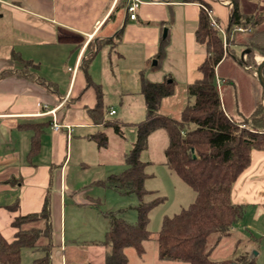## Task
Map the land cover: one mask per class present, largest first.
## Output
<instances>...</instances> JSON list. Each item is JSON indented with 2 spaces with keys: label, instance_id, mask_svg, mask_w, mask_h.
<instances>
[{
  "label": "crops",
  "instance_id": "1",
  "mask_svg": "<svg viewBox=\"0 0 264 264\" xmlns=\"http://www.w3.org/2000/svg\"><path fill=\"white\" fill-rule=\"evenodd\" d=\"M140 1L133 20L125 10L126 0L0 2V232L12 240L14 217L39 212L47 197L52 240L63 249V264H70L68 257L72 264H93L87 258L78 262L82 257L76 253L98 257V264H103L107 251L101 243L103 237H66L62 227H66L69 216H76L78 221L77 216L83 214L94 218L103 215L94 205L97 196L90 193L95 187L108 189L96 182L125 168L124 155L136 137L133 123L145 115L140 92L142 75L151 81H174L175 92L161 102L162 113L174 118L192 100L185 92L186 85L199 77L197 66L206 52L194 34L198 3ZM205 1L210 4V14L224 40L230 5ZM239 7L246 15L264 14V0H239ZM246 37V32L232 31L230 35L241 45ZM104 40L107 41L103 43ZM161 46L164 52L158 57ZM244 46L237 47V51L242 52ZM89 53L93 56L84 70L82 61ZM232 55L236 63L241 60L240 53ZM226 57L218 64L217 72ZM235 65L249 78L245 93L253 105H248L245 112L240 107L232 65L224 72L222 83H229L233 92H226V100L220 90L226 114L239 120L236 116L242 119L250 115L263 89L256 73L244 67L246 63ZM97 88L101 91L100 121L90 114L97 104ZM177 92L179 98L173 100ZM110 110L114 113L110 114ZM114 115L119 119L111 118ZM128 118L135 131L126 151L122 127ZM55 123L60 125L57 130L53 128ZM115 123L121 135L115 133ZM99 132L107 136L104 147H98L91 137ZM111 138L117 140V145L110 143ZM108 162L116 163L120 169L104 175L106 171L98 165ZM86 169L93 170L89 172L92 176L83 174ZM231 198L244 205L241 228L264 237V148L251 149L249 163L234 182ZM239 239L235 237V244ZM252 240L257 239L248 238L243 251L254 250ZM222 258L217 255L212 259Z\"/></svg>",
  "mask_w": 264,
  "mask_h": 264
},
{
  "label": "trees",
  "instance_id": "2",
  "mask_svg": "<svg viewBox=\"0 0 264 264\" xmlns=\"http://www.w3.org/2000/svg\"><path fill=\"white\" fill-rule=\"evenodd\" d=\"M181 1L197 2L200 7L194 34L196 42L205 47L206 53L197 66L199 77L186 85L185 92L192 100L184 105L179 117L174 118L160 111L163 98L175 92L174 81L168 78L151 81L142 75L140 92L145 115L133 123L136 137L130 151L124 155L125 168L96 182L121 193L136 194L139 199L137 219L129 223L115 211H102L108 221L101 240L107 247L103 264H128V248L134 249L138 255L145 251L144 242L150 238L147 228L149 211L163 199L157 196L143 201V197L151 191L144 188V181L149 176L145 170L148 162L142 160L140 155L147 147L149 136L157 130H163L167 135L163 150L165 165L195 194L187 207L163 217L156 234L158 258L186 264H255L252 251H243L236 256L232 253V256L219 260L212 259L210 255L224 238L233 237L232 229L244 215V205L232 201L231 191L249 163L251 149L264 148L262 97H259L249 116L235 120L226 114L216 79V68L226 56L218 29L210 24V4L205 0ZM222 1H228L231 8L226 28L227 42L230 40L229 32L236 26H248L252 30L244 44L245 49L249 48L250 52L251 49L255 50L264 56V31L257 29L259 22L264 20V14L246 15L240 11L239 0ZM119 34L120 31L116 33ZM97 47L101 45L97 43ZM163 52L161 46L157 56L161 57ZM92 56L89 53L83 59L84 70ZM262 73L264 76V67ZM96 94L97 104L90 114L95 121H100L99 88ZM112 127L115 133L121 135L118 124H112ZM91 137L98 147H104L107 143V136L102 132ZM94 205L97 207V200ZM50 219L47 197L39 212L15 216L11 222L15 229L12 240L8 241L0 232V264H21L23 249L43 252L33 258L31 264H52L54 243ZM40 220L43 221L41 228L29 226L31 222Z\"/></svg>",
  "mask_w": 264,
  "mask_h": 264
},
{
  "label": "rangeland",
  "instance_id": "3",
  "mask_svg": "<svg viewBox=\"0 0 264 264\" xmlns=\"http://www.w3.org/2000/svg\"><path fill=\"white\" fill-rule=\"evenodd\" d=\"M223 3H228V1H222L218 0ZM199 6V4H198ZM200 9V7H199ZM211 8L208 11L210 19L212 18L214 22V26L218 29V23L216 19H214L210 14ZM262 11V10H261ZM264 11V9H263ZM256 16V15H255ZM248 27V26H247ZM258 30L264 31V20L259 22V25L257 27ZM251 28L249 31H244L248 34L251 32ZM240 32L238 30H231L229 32V35H231V32ZM219 34L222 35V30L218 29ZM227 33V31H226ZM220 35V36H221ZM223 37V36H222ZM247 39V37H246ZM225 43H229L230 48L229 51L226 53L224 52V56H227L225 59V62L221 65L219 72L216 71V79L218 84V89H222L224 93V97L227 100L226 92H233L231 89H229V83L223 82L222 77H224V72L232 65L231 67V75L234 81L237 83V89L240 93L239 100H240V107L245 112L248 109V105H253V100H251L250 96L245 93L246 91V80L247 75L240 70V68L235 65L238 62L239 63H246L244 67L249 68L255 75V69L257 64L264 58L263 55H260L255 50L251 49L250 53H245L243 56H241V60L237 61V63L234 61L232 53L237 52V54H241V51H237V47H241L243 44H245L246 40H243V44L237 43L234 38L230 39L229 42H227L226 37L224 40H222ZM245 49V46L243 47V50ZM242 50V51H243ZM224 51V50H223ZM239 52V53H238ZM261 59V60H260ZM222 86V87H221ZM178 87L176 88V90ZM176 97L173 98V100H176L179 98V92L175 95ZM262 97V100L264 99L263 93L260 94ZM259 96V97H260ZM176 98V99H175ZM172 100V102H173ZM113 102V101H112ZM166 105V103H165ZM164 105V106H165ZM113 107H117V104L113 103ZM264 108V103H263ZM228 111H230V108H227ZM160 111L162 112V105L160 108ZM140 118L143 117V114L139 116ZM139 117L137 119H139ZM111 118L119 119L116 115L111 116ZM237 119L240 120L239 116H236ZM130 118L123 120L124 125L122 127L124 135L126 137L125 142V150L128 151L130 147V142L134 139V128L131 125V122L129 120ZM136 119V120H137ZM138 121V120H137ZM110 143L113 145H117V140L111 138ZM167 143V135L163 130H157L155 133H153L151 136H149L147 141V147L144 149L140 155V158L142 160L147 161L146 165V172L149 173V176L144 181V188L146 190H150L151 193L146 194L143 197V201H149L157 196L162 197V201L154 205L150 211H149V221L147 224V228L150 232V238L144 242V253L142 255H137L135 251L132 249L128 251V257H129V263L130 264H186L183 262H176V261H167V260H161L157 257V243H156V234L158 230L161 227L162 219L164 216H171L177 212H179L182 208L187 207L195 197L194 192L191 190V188L180 179L178 175H176L174 172L168 169V167L163 164L164 155H163V148L166 146ZM98 168H101V170L104 172V175L106 173H109V171H118L120 168L116 163L108 162L102 165H98ZM93 172L92 169H86L84 170V175L92 176L91 173ZM92 195L97 196V208L100 211H115L117 215L122 217L125 221L129 223H134L137 219V213H136V206L139 203V199L136 194L134 193H121L118 190L115 189H103L101 187H95L93 189ZM69 216L66 220V227H62L63 230H65V235L71 234L72 237L82 236V237H88L89 235L97 237L102 239L103 233L107 228V218L105 216H101L100 214L94 218L93 215H80L77 216ZM239 223V224H238ZM235 225L236 229L234 232L233 237L224 238L221 241V244L217 246V249L211 253V258L221 255V257H228L232 256L233 254L241 255L243 252V245H245L248 238L252 237L253 239L256 238L257 240H252L253 244L255 245L254 251L256 252L255 255V264H264V237H259L257 234H255L253 231L249 230H243L241 228V222H238ZM29 226H35L41 228L43 226V221H36L31 222ZM236 238H240V243L235 244L234 240ZM68 239V238H66ZM54 241V240H53ZM93 250V249H91ZM233 250V254H231ZM245 251V250H244ZM43 252L39 250H32V249H23L21 251V264H31L34 257L42 255ZM63 254V249L58 246L54 245L51 251V261L52 264H63L61 255ZM78 257H82L81 259L78 258V262H84L85 258L87 260H92L93 264H98V257H89L84 253L75 254ZM64 260V259H63ZM68 261L70 264L72 262L70 261L68 257Z\"/></svg>",
  "mask_w": 264,
  "mask_h": 264
},
{
  "label": "built area",
  "instance_id": "4",
  "mask_svg": "<svg viewBox=\"0 0 264 264\" xmlns=\"http://www.w3.org/2000/svg\"><path fill=\"white\" fill-rule=\"evenodd\" d=\"M7 0H0V2H5ZM141 1L140 0H126V4H125V10L127 12L128 18L129 19H135L136 18V10L138 9L139 5H140ZM227 3V2H226ZM229 4V2H228ZM214 20L211 18L210 19V24L212 26H214ZM235 30H238L240 32H244V31H249L250 27H243V26H236ZM230 45L229 43H225L223 42V50L226 53L227 51H229ZM244 57V56H243ZM110 114L114 113V110H110L109 112ZM60 127L59 124L55 123L53 124V128L55 130H57Z\"/></svg>",
  "mask_w": 264,
  "mask_h": 264
},
{
  "label": "water",
  "instance_id": "5",
  "mask_svg": "<svg viewBox=\"0 0 264 264\" xmlns=\"http://www.w3.org/2000/svg\"><path fill=\"white\" fill-rule=\"evenodd\" d=\"M165 34V29L163 30V35ZM250 49L246 48L241 52V56H243V54L245 53H249ZM263 67H264V58H262V60L257 64L256 69H255V73H256V78L258 83L260 84L261 88L263 89L264 92V76H263ZM254 251V250H253ZM253 254H255L256 252H253Z\"/></svg>",
  "mask_w": 264,
  "mask_h": 264
},
{
  "label": "bare ground",
  "instance_id": "6",
  "mask_svg": "<svg viewBox=\"0 0 264 264\" xmlns=\"http://www.w3.org/2000/svg\"><path fill=\"white\" fill-rule=\"evenodd\" d=\"M261 60V59H260Z\"/></svg>",
  "mask_w": 264,
  "mask_h": 264
}]
</instances>
